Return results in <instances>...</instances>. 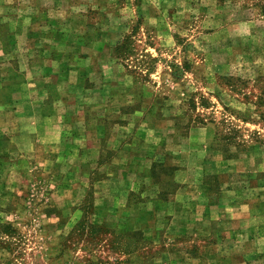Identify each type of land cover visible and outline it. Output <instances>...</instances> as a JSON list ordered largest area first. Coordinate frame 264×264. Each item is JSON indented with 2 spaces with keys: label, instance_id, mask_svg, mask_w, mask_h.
I'll list each match as a JSON object with an SVG mask.
<instances>
[{
  "label": "rangeland",
  "instance_id": "obj_1",
  "mask_svg": "<svg viewBox=\"0 0 264 264\" xmlns=\"http://www.w3.org/2000/svg\"><path fill=\"white\" fill-rule=\"evenodd\" d=\"M22 7L23 13L28 10L32 24H66L76 36L71 42L82 40L83 35L88 41H108L106 52L115 63L107 58L102 64H93L97 70L93 81L88 77L91 66L86 64L78 65L69 78L85 87L104 89L106 97L89 98L79 92L80 97L68 99L70 104L85 100L106 105L105 135L123 121L124 112L142 105L155 118L167 108L165 113L175 119L182 133L204 121L198 125L210 129L205 141L210 146L207 159L220 164L236 158L241 161L237 169H247L230 172L232 161L213 166L214 172L205 176L213 200L224 196L226 185L240 182L251 186L253 199L260 198L259 187L264 186L263 1L0 0V45L7 51L2 54L0 46V78L6 85L0 89V100L10 102L23 76L15 33L8 30L9 21L3 17L13 20ZM122 44L125 47L118 59L114 48ZM84 52L75 49L73 54L79 57ZM128 80L130 83L124 82ZM131 91L133 96H128ZM17 113L6 112L0 125L19 126ZM184 119L187 125L182 123ZM33 120H27L32 129ZM79 123L77 120L75 127H66L64 132L77 135L74 140L80 142L64 143L59 152H53L51 146L46 156L35 150L23 155L16 151L18 142L14 141L11 151L2 154L14 165L7 173L0 171V264H153V249L167 240L164 231L150 238L141 231L121 230L117 217L126 214L121 207H115L103 222L97 221L104 209L99 203L103 193L111 199L120 193L116 187L111 189L112 195L109 189L106 192L112 184L106 178L116 169V153L105 144L95 158L90 151L98 144L82 140L92 131ZM148 127L146 137L157 140L154 125ZM140 131L144 135L145 130ZM141 136L137 138L143 139ZM204 138L198 137L200 141ZM197 146L186 149L187 163L194 168L201 161ZM168 156L161 146L153 165L165 193L174 191L185 177V167ZM20 171L26 174L20 176L16 173ZM100 180H105V186ZM138 197L144 195L132 194L130 201ZM174 242L165 250L183 256L185 241ZM261 252L264 247L253 257V264H264ZM222 263L230 264V257L225 256Z\"/></svg>",
  "mask_w": 264,
  "mask_h": 264
},
{
  "label": "crops",
  "instance_id": "obj_2",
  "mask_svg": "<svg viewBox=\"0 0 264 264\" xmlns=\"http://www.w3.org/2000/svg\"><path fill=\"white\" fill-rule=\"evenodd\" d=\"M20 11L21 14L13 20L10 16L3 17L9 21L8 30L16 36L23 81L13 93V102H0V117L10 110L18 112L20 116L19 126L11 123L0 125V171L7 173L13 168V162L1 156L11 151L14 141L18 142L15 143L18 153L24 155L29 150H35L44 156L48 155L51 146L53 152H59L64 143L80 142L74 140L77 135L64 132L66 127H75L73 124L78 120L85 129L92 131L91 135L82 134V140L86 144H98L95 150L90 151L95 158L104 151L105 144L106 149L116 153V169L108 174L110 178H106L112 182L106 192L109 189L112 195L111 189L116 187L120 193L115 194L113 199L103 193L105 196L100 198L99 203L104 209L97 221L103 222L115 207H121L126 212L117 217L121 230L141 231L150 238L164 231L167 240L153 249V264H224L225 256L230 257V264H253V257L264 247V186L259 187L260 198L253 199L249 184H228L224 187V196L214 201L211 189L205 184V176L214 172L213 166L228 165L226 162L232 161L229 162L230 172L240 173L247 170L237 169L241 161L236 158L222 160L220 164L209 161L207 154L210 146L205 143L209 127L192 126L182 133L175 119L165 113L167 108L161 109L163 113L156 118L147 114L143 105L124 112L123 121L116 122L110 133L105 135L108 128L105 121L106 105L89 104L83 99L80 101L82 103L70 104L68 99L80 97L79 92L87 94L89 98L99 96L103 100L106 97L104 89L94 85L85 87L82 83L76 84L75 79L69 81V78L76 73L78 65L86 64L91 66L92 72L88 73V77L93 81L97 78L94 76L97 70L94 71L96 68L93 64H102L107 58L115 63L114 58L106 52L108 41H88L83 35L82 40L71 42V37L76 36L66 24H32V21L29 22L28 10L25 9L23 13L22 7ZM61 35L64 36L63 41ZM0 46L1 53L6 54V46ZM75 49L86 51L77 57L73 54ZM3 79L0 78V89L5 84ZM124 82L130 83L129 80ZM131 93L128 96H133ZM121 108L118 107V112H121ZM29 117L36 119L32 121L34 129L27 123ZM183 121V124H188V120ZM149 123L154 125L152 130L157 132V140L150 141L146 137L147 130H151ZM15 129L17 131H13ZM141 129L145 130L144 135ZM139 134H142L143 139L137 138ZM199 136H204L205 140L200 141ZM196 144L198 160L201 161L194 168L187 163L186 149ZM161 146L166 147V154L175 157L178 166L185 167L184 180L166 199L161 197L165 188L158 182L153 170ZM86 150L89 152L88 148ZM16 173L20 176L26 174L23 171ZM104 181L98 182L105 186ZM132 194H143L144 197L130 201ZM148 211L152 217H146ZM178 239L185 241L183 245L186 244L183 256L170 249L165 250ZM189 245L191 249H188ZM259 254L264 256V252ZM232 256L236 258L231 259Z\"/></svg>",
  "mask_w": 264,
  "mask_h": 264
},
{
  "label": "trees",
  "instance_id": "obj_3",
  "mask_svg": "<svg viewBox=\"0 0 264 264\" xmlns=\"http://www.w3.org/2000/svg\"><path fill=\"white\" fill-rule=\"evenodd\" d=\"M261 1H263L264 2V0H261ZM261 8H263V7H261ZM2 27V26H1ZM4 27H2V29H3ZM123 47H125V46H123V44L122 45H116L115 46V57L116 58H118V59H120L121 58V53H120V51H122L121 49H123ZM6 85L4 84V86L2 87V88H4ZM1 88V89H2ZM2 91V90H1ZM9 100H0V102H8ZM203 125L204 124V121H199V123H196L195 124V126H199V125ZM235 155H230L229 157L231 158V157H234ZM172 191H170L169 193H161V197L163 198V199H166L167 197H168V195L171 193Z\"/></svg>",
  "mask_w": 264,
  "mask_h": 264
}]
</instances>
